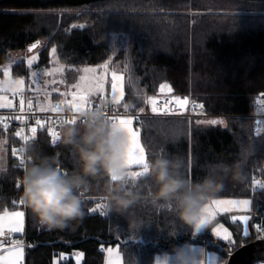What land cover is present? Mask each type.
I'll list each match as a JSON object with an SVG mask.
<instances>
[{
  "label": "trees",
  "instance_id": "1",
  "mask_svg": "<svg viewBox=\"0 0 264 264\" xmlns=\"http://www.w3.org/2000/svg\"><path fill=\"white\" fill-rule=\"evenodd\" d=\"M218 0H0V65L14 49L41 44L40 60L47 63L55 48L59 60L71 65L100 64L114 56L126 73L121 103L132 101L136 109L148 108V98L162 82L175 93L201 99L208 112L227 114L212 124L211 118L145 116L134 122L146 159L157 155L179 163L186 179L212 175L223 185L217 196H250L264 205V187L251 192L253 178L264 180V127L252 128L254 98L264 93V0H219L236 7H215ZM66 9L65 12L58 10ZM81 9V11H75ZM16 74L25 64L12 65ZM62 99L56 93L53 100ZM52 100V101H53ZM120 105V104H118ZM220 120V121H219ZM80 121L67 126L79 127ZM7 147L0 170V212L23 208L24 264H76L74 252L83 254L81 264H103L99 246L119 244L123 264H154L155 255L174 246L195 242L194 225L178 216L175 201L154 200L158 185L140 175L126 185L137 198L126 208L90 212L104 200L108 178H87L80 192L84 216L64 229L41 225L32 210L18 202L24 169L14 149L19 141L11 130L0 127ZM29 163L53 157L54 166L66 173L78 169L73 145L56 142L45 130L38 131L28 146ZM235 236L227 242L207 237V246L220 248L226 262L229 252L242 243L264 237L253 218L249 235L241 222L222 216ZM141 241H135V240Z\"/></svg>",
  "mask_w": 264,
  "mask_h": 264
},
{
  "label": "clouds",
  "instance_id": "2",
  "mask_svg": "<svg viewBox=\"0 0 264 264\" xmlns=\"http://www.w3.org/2000/svg\"><path fill=\"white\" fill-rule=\"evenodd\" d=\"M100 107H88L75 117L79 127L67 126L60 132L63 143L73 145L78 169L71 172L54 166L53 157H43L32 163L20 177V199L28 206L38 222L48 229H64L70 221L84 216L80 192L87 187V178L106 176L102 207L122 209L137 198L131 188L132 176L125 162L128 134L117 121L107 118L105 109L120 104L125 111L134 107L132 101L118 103L113 98L99 101ZM179 163L157 155L146 161L141 175L151 176L158 185L154 200L175 201L179 218L187 225H196L204 208L222 184L212 175L199 180L186 179L178 171ZM190 247L177 245L164 253L162 264H194Z\"/></svg>",
  "mask_w": 264,
  "mask_h": 264
},
{
  "label": "rangeland",
  "instance_id": "3",
  "mask_svg": "<svg viewBox=\"0 0 264 264\" xmlns=\"http://www.w3.org/2000/svg\"><path fill=\"white\" fill-rule=\"evenodd\" d=\"M215 4V7H236L232 3H227L226 1H217ZM61 12H65L66 9L58 10ZM75 11H81V9H77ZM47 38H43L40 45H38L36 48H30L29 50L27 48L23 49H14L9 52V59L6 63L0 65V96L5 97V101L8 100V94L13 92L12 89L15 87L14 82L17 80L23 81L22 85H20V88L23 92H25L28 95V98L31 102H34L39 108H49L54 94L58 93L60 94L61 98L66 101L72 103H69L71 105H74L76 101L73 99L72 93L76 92L77 89L74 87L76 84H84V82L80 81V76H88L89 80L87 81V85L95 86L96 78L103 76V88L102 90L96 91L93 94L87 95V101L93 97H96L99 94H108L110 98H113L114 95H121V98L123 96V86L126 79V73L120 66V61L114 59V56H112L109 61L100 63V64H88V65H71L67 66L66 64L62 63L58 55L56 53V50L53 52L52 50L55 49L52 47L49 51V61L47 63L42 62L40 60V50L44 47L46 44ZM33 56L36 57V60L32 62L31 65H29L27 62L29 59H31ZM24 63L26 67V73L24 74H16L13 72L12 65L16 63ZM85 68H91L94 69L91 73H85L83 70ZM59 69V71H57ZM113 73H115L117 76L121 77L120 80L116 81L118 84V89L113 90L112 83H113ZM161 84H166V82H162ZM160 84V85H161ZM160 87V86H159ZM171 88V87H170ZM172 90V89H171ZM17 92V91H16ZM167 92V91H165ZM86 104V103H85ZM83 104L82 106H84ZM81 106V107H82ZM127 119V118H125ZM219 118H211L210 120H216ZM220 121V120H219ZM133 130L138 132L137 136V142L143 147L141 140H140V133L138 128L133 122ZM4 139L0 138V170L4 168L5 160L7 157V147L4 143ZM144 148V147H143ZM127 152V151H126ZM146 157V156H145ZM125 162L126 165L129 168V171L132 176H135L136 178L141 175L142 171L144 170V166L139 165H133L130 166L129 163L126 160L125 156ZM226 199H234V200H242L247 199L250 201V203L247 206H232L231 210L228 212H224L222 209H218L214 212L212 216H206V223L203 228L200 230H197V225L201 222V220L194 225V231H193V237L197 238V241L195 242H185V247H190L191 251L193 252L195 256V261H203V264H223L224 262V255L221 251V249L214 248L213 246H207L206 241L202 242L200 239L205 238L210 234V238H214V240H219L220 242H228L222 239L223 236L229 235L231 237V240H234L235 236L233 234V231L230 227V225L223 219H220L222 216H228L229 220L231 222H241L243 225V232L245 228V222L240 220V217L247 216V229L249 232V218L250 215L248 213V210L251 207V198L249 196H213L207 205H209L210 208H213L211 202L213 200H226ZM93 201H97L96 198H92ZM98 204L101 205L98 210L104 211L105 209L102 207L103 202L98 201ZM97 204H93L94 207H96ZM22 211L24 212L23 208L18 207L13 210H7L4 212H0V216L5 217L4 221V228L2 231H0V258H3L0 260V264H8V262L11 260L10 252L9 250L12 249L14 246L19 248L22 247L23 254L22 257L15 261V264H24V244L22 241H18L19 244L16 243L4 246L2 245L4 236L6 233L11 234H23L24 233V216L19 218L20 219V232H14L9 231L8 225L9 223L15 224V217L11 216V213ZM237 217V220H233L232 217ZM213 229H216L220 232V236H216L215 232H213ZM226 230V231H225ZM2 241V242H1ZM104 249V264H106L107 260L109 259L108 249H113L114 252L119 253V262L120 264H123L121 251L119 248V244H109L108 246H105ZM169 251H161L158 252L155 255L154 258V264H162L163 262V256L164 253ZM74 258L76 261V264H81L83 259V254L81 251L77 250L74 252ZM194 261V264H195Z\"/></svg>",
  "mask_w": 264,
  "mask_h": 264
},
{
  "label": "built area",
  "instance_id": "4",
  "mask_svg": "<svg viewBox=\"0 0 264 264\" xmlns=\"http://www.w3.org/2000/svg\"><path fill=\"white\" fill-rule=\"evenodd\" d=\"M175 96H178L182 99L187 98L188 103L183 109H181L173 102L172 104L168 105L170 111H164V106L167 101ZM150 97H155L157 99L158 111L156 113L152 112V105L148 102V108L139 107L136 109H129L127 111H125V109L118 104L115 107L110 105L105 109L106 116L109 118H131L133 122H138L145 116L217 118L227 115L212 114L208 112L203 100L191 98L188 94L185 93H175L172 90L170 92H162L160 90V87H158L157 92ZM104 98H110V96L105 93L99 94L96 97L89 99L86 104L78 110L63 99H55L52 101L50 107L44 108L45 110L42 112L34 102H31L29 100L25 92L17 91L9 93L8 100L12 102L13 107L0 109V127L4 130L13 131L15 135L17 132L20 133L19 136L16 135L19 143L14 149V154L19 166L23 169L28 167V146L36 138L39 130H45L46 134L50 136L54 142H56L60 139V132L68 123V121H71L78 115L79 111L83 109H86L88 107H100L99 101ZM29 104L31 105L30 107ZM254 104L255 105L253 112L248 115L253 118L252 128L254 132L258 134L261 132V124L264 121V93L255 95ZM197 105L202 107H197ZM57 106L61 110L55 112L52 111V108ZM37 119L41 121L40 125H37L35 123ZM77 121L78 120H76V122ZM33 127L37 129L35 133L31 131ZM53 132L56 134L55 136L52 135ZM56 167L61 169L59 166ZM253 182L254 184L251 189L252 193L261 190L264 187V180L261 177L255 176L253 178ZM20 201L21 199L19 198L18 202L20 203ZM98 201L99 200H97L95 204H98ZM92 208H94V206H92L89 211L94 213L93 211H91ZM98 211L101 210L97 209L95 212ZM248 213L250 215V218L254 219L260 234H264V205L258 203L252 204L251 208L248 210ZM18 241H22L24 247L30 244L29 240L24 234L6 233L3 239V245L9 246ZM227 247L229 249H232L233 244L227 242ZM99 249L104 252V245L101 244L99 246ZM60 262L61 264H67V258L65 256L61 257ZM251 264H264V259L253 261Z\"/></svg>",
  "mask_w": 264,
  "mask_h": 264
},
{
  "label": "snow or ice",
  "instance_id": "5",
  "mask_svg": "<svg viewBox=\"0 0 264 264\" xmlns=\"http://www.w3.org/2000/svg\"><path fill=\"white\" fill-rule=\"evenodd\" d=\"M37 44L34 43L31 45V48H36ZM31 50V49H30ZM53 52L55 51V49L52 50ZM36 60V57L33 56L31 59L28 60V64L31 65L32 62ZM57 71H59V69H57ZM85 73H91L94 71V69L91 68H85L83 70ZM80 81L84 82V84H76L74 85V87L77 89L76 92L72 93L73 99L76 101V103L73 105V107L75 109H79L83 104H85L87 102V95L88 94H93L96 91L102 90L103 88V76L97 77L96 78V83L95 86H90L87 85V81L89 80L88 76H80ZM113 79V83H112V88L113 90H117L118 89V84L116 83V81L120 80L121 77L117 76L115 73H113L112 76ZM23 81L21 80H17L14 82L15 87L12 89L13 92L16 91H22V89L20 88V85H22ZM160 90L162 92H170L171 88L166 85V84H161L160 85ZM122 95V93H121ZM121 95H114L113 99L115 101H117L118 103L121 100ZM148 102L152 105V112L156 113L158 111V107H157V99L155 97H149L148 98ZM175 103V105H177L179 108L183 109L185 107V105L188 103L187 98H180L178 96L172 97L171 99H169L167 101V103L164 106V111H170V109L168 108L169 104ZM23 103V102H21ZM69 103H72V101H70ZM31 105L29 104V107ZM12 102L11 101H5V97L4 96H0V108H12ZM197 107H202L197 105ZM45 109L43 107L40 108V111H44ZM61 109L57 106L52 108V111H60ZM109 118V117H107ZM112 120L117 121L118 125L123 128L127 134H128V147H127V152H126V160L129 163L130 166L133 165H139V166H144L147 159L145 157V149L137 142V136H138V132L133 130V120L131 118H109ZM35 123L37 125H40L41 121L39 119H37L35 121ZM68 123L71 124H75L76 123V119L75 117L71 120L68 121ZM212 124H216L217 121L213 120L211 121ZM31 131L33 133H35L37 131V129L35 127H33L31 129ZM17 136L20 135L19 132L16 133ZM53 136H55L56 134L53 132L52 133ZM23 164V162H22ZM21 204H24L23 201H20ZM250 203L249 200L247 199H242V200H234V199H226V200H213L211 202V204L215 207L210 208L209 205H206L204 208V214L202 216V220L201 222L197 225V230H200L201 228L204 227L205 223H206V216H212L214 214V212L218 209H222L224 212H228L231 210L232 206H247ZM101 205L97 204L96 207L92 208L91 211L95 212L98 208H100ZM12 217H15V224L13 225L12 223H9L8 228L9 231H14V232H20L21 231V227H20V219L21 217L24 216V212L22 211H17L14 213H11ZM232 219L235 221L237 220V217L233 216ZM240 220L245 222V228H244V232L243 235L245 237H247L249 235L248 229H247V220L248 217L247 216H243L239 218ZM4 221H5V217L0 216V231L3 230L4 228ZM226 231V230H225ZM213 232H215L216 236H220V232L217 231L216 229H213ZM223 240L225 241H229L230 243H232L233 241H231V237L230 234L229 235H225L222 237ZM17 245L19 244V242H15ZM108 254H109V259L107 260L106 264H120L119 262V253L118 252H114L113 249H108ZM10 252V256H11V260L8 262V264H15V261L19 260L22 257L23 254V249L22 247H13L12 249L9 250ZM3 258H0V260H2ZM195 264H203V261H195Z\"/></svg>",
  "mask_w": 264,
  "mask_h": 264
},
{
  "label": "water",
  "instance_id": "6",
  "mask_svg": "<svg viewBox=\"0 0 264 264\" xmlns=\"http://www.w3.org/2000/svg\"><path fill=\"white\" fill-rule=\"evenodd\" d=\"M135 241L141 240L136 239ZM259 259H264V237H258L239 245L229 252L224 264H251Z\"/></svg>",
  "mask_w": 264,
  "mask_h": 264
},
{
  "label": "crops",
  "instance_id": "7",
  "mask_svg": "<svg viewBox=\"0 0 264 264\" xmlns=\"http://www.w3.org/2000/svg\"><path fill=\"white\" fill-rule=\"evenodd\" d=\"M167 84H169L168 82H166ZM169 87H171V85L169 84ZM27 97H28V95H27ZM73 106V105H72ZM81 108V107H80ZM0 109H4V108H0ZM217 118H220V117H217ZM263 127H264V121L262 122V124H261V130L263 129ZM250 197V196H249ZM251 198V206H252V204H253V200H252V197H250ZM99 201H101V200H99ZM103 202V201H102ZM251 208V207H250ZM249 220H250V218H249ZM24 221H25V214H24ZM2 242V241H1ZM2 245H3V242H2ZM25 248V247H24ZM25 250V249H24ZM24 254H25V251H24ZM103 264H104V262H103Z\"/></svg>",
  "mask_w": 264,
  "mask_h": 264
}]
</instances>
